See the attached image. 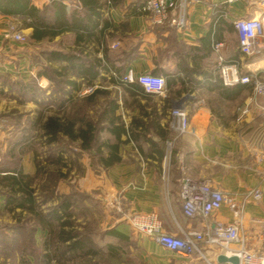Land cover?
Instances as JSON below:
<instances>
[{"label": "crops", "instance_id": "crops-1", "mask_svg": "<svg viewBox=\"0 0 264 264\" xmlns=\"http://www.w3.org/2000/svg\"><path fill=\"white\" fill-rule=\"evenodd\" d=\"M62 1L68 5L77 2ZM136 1L125 0L105 13L114 27H119L123 22L128 24V30L122 37L112 40L107 36L106 39L112 54L114 46H121L120 54L125 57L124 75L129 72L134 75L155 73L166 77L172 73L185 78L186 69H195V72L190 78L189 89H184L178 80L172 87L167 86L163 95L154 94L150 99L129 94L112 81V72L101 73L94 86L106 92L97 95L96 101L105 102L106 107L114 101L117 105L115 115L120 116L126 126L134 118L143 121L149 118L153 123L145 129L134 128L142 136L136 142L129 140L121 143V160L109 168H105L96 156L100 167L99 183L105 194L122 196L126 214L156 213L163 230L170 234L203 230L207 225L215 227L221 222L234 224L246 235L250 247L258 246L256 236L260 227L254 219L264 217V96L256 95L253 87H248L236 98L226 99L217 90L208 88L207 79L202 73L211 72L219 66L221 54L227 60L238 62L242 73L254 72L264 79V50L254 55H244L240 51L239 33L234 25V21L242 17H261L264 22V4L261 0H238L234 3L227 0H191L186 26L181 28L172 23H154L149 14L136 11ZM33 2L44 8L51 0ZM221 18L226 24L219 25ZM13 21L19 23V31L29 39L33 31L31 27H21L20 17L0 13L2 55L13 54L19 44L11 32ZM210 30L212 51L208 56H203L195 48L201 47L202 38ZM63 38L73 40V34L62 33L42 42L51 45L47 51H67L70 48L61 45ZM56 43L58 45L54 46ZM216 44H221L218 49L215 48ZM90 49L93 55L102 57V46L92 44ZM72 79L80 81L75 76ZM84 87L80 91L73 90V100L83 95ZM67 89H70L69 85ZM70 96L67 93L65 97ZM174 106L186 109L190 130L174 143V157L172 151L170 158H167V142L171 136L167 125ZM244 110L247 112L243 113ZM108 134L113 140V135L109 131ZM122 139L126 140L127 136L123 135ZM105 152L108 155L107 150ZM165 167L168 168V182L163 177ZM184 177L209 180L215 188L236 195L238 199L257 185L262 194L259 199L250 197L251 202L245 207L241 222L227 204L208 219L202 216L190 218L183 213L179 193ZM0 204L4 206V197L0 198ZM114 227L129 228L130 237L122 242L125 251L123 264H208V261L217 263L222 253L219 246L204 243L205 257L198 252L181 256L148 235L132 231L125 219H115L108 228Z\"/></svg>", "mask_w": 264, "mask_h": 264}, {"label": "trees", "instance_id": "trees-1", "mask_svg": "<svg viewBox=\"0 0 264 264\" xmlns=\"http://www.w3.org/2000/svg\"><path fill=\"white\" fill-rule=\"evenodd\" d=\"M124 2L125 0H77L75 4L68 5L62 0H51V3L41 8L34 4L33 0H0V13L20 17L21 27H31L33 29L30 35V39L33 41L51 39L66 32L73 34V47L69 50L52 49L46 51L47 60L50 64H53V75L50 76L46 72L39 73V76L46 75L49 79L58 80L57 82L60 83L63 94L65 96L67 93L71 95L70 97H64L65 99H63L60 108L65 105V100L73 99V90L80 91L83 85L94 86L95 81L101 77V73L106 71L112 72V81L125 88L129 94L141 95L150 99V96L154 94L146 92L138 82L124 81V63L120 64L118 57L114 56L107 46V36L112 40L122 37L124 32L128 30V24L123 22L119 27H114L105 16L106 10L120 6ZM221 24H226V21L222 18L219 20V25ZM221 28L224 27L221 26ZM215 36H217V33ZM201 42V47L195 48V51L200 52L203 56H208L212 51V30L202 38ZM92 44L102 46V57L93 55L90 49ZM194 72L195 69H186L185 78L168 73L165 77L167 86L172 87L179 80L182 82L184 89H189L190 78ZM202 74L207 79L208 88L217 90L226 99H234L244 89L253 87L252 84L243 83L226 85L219 66H216L211 72ZM73 76L80 79V81L72 79ZM68 85L70 89H67ZM105 92L101 87H96L80 98L94 101L97 95ZM116 109L117 105L114 101L110 102L108 107H105L102 116L105 117L107 125L100 128H97L94 121L85 120L84 117H64L59 112L45 115L44 111L39 113L33 124L34 128H37L49 143H56L63 136L68 137L72 142L78 141L80 142V150L85 152L94 150L103 166L109 168L121 160L119 155V145L121 143L129 140L136 142L142 136L134 128L142 127L145 129L153 123L149 118L147 121L134 118L131 124L126 126L122 118L115 115ZM100 122H103V120ZM167 127L171 133L169 138L171 140L175 133L170 129L169 124ZM103 128L113 135V140L108 138L100 142L98 132ZM123 135L127 136L126 140L122 139ZM106 150L108 155H106ZM174 154L175 151H173V157ZM62 158L63 155L61 154L59 161ZM35 179L36 175L26 173L21 165L15 163L13 165H0V193L4 196L5 209L12 213L20 209V213H26L39 219L43 228L47 230L48 236H56L58 241L64 245V248L59 249L58 247L57 250L54 249L52 252L50 251L51 241L47 238L45 247L48 252L46 251L44 256L46 264H66L64 262L68 260L66 258L67 254L71 256L70 259L79 258L84 260L82 264H100L97 259L100 256L99 247L89 239L86 233L74 231L73 223L70 221L71 213L69 210L72 203L69 201V197L64 196V199L58 205L44 213L40 208L34 187ZM55 222L59 224V231L56 235ZM128 229L127 227H114L105 229L103 232L107 239L105 247L107 255L112 261L111 264H123V253L125 251L122 242L130 237ZM132 231H134L133 228Z\"/></svg>", "mask_w": 264, "mask_h": 264}, {"label": "rangeland", "instance_id": "rangeland-1", "mask_svg": "<svg viewBox=\"0 0 264 264\" xmlns=\"http://www.w3.org/2000/svg\"><path fill=\"white\" fill-rule=\"evenodd\" d=\"M18 26L19 23L13 21V34L21 33ZM15 41L19 44L13 54H0V165L15 163L26 173L36 175L34 187L44 213L58 205L64 196L69 197L74 231L86 233L99 247L97 259L100 264H111L103 232L115 219L127 221L124 199L120 194L110 196L103 191L98 178L99 160L94 150L82 151L80 142H72L65 136L56 143H49L33 124L44 111L45 115L59 112L64 117H84L94 121L97 128L105 127L107 124L102 115L106 103L77 98L65 100V105L60 108L65 99L60 83L46 75L39 76V73L46 72L50 76L54 73L53 64L46 57L51 45L28 37L24 41ZM61 45L71 48L72 39L63 38ZM120 47L114 46L113 55L122 64L125 57L120 54ZM84 86L85 89L96 88ZM98 136L100 142L110 138L104 128L99 130ZM61 154L63 158L59 161ZM257 186L254 189H258ZM248 193L239 199L245 207L251 202ZM54 227L56 235L59 224L55 222ZM47 238L52 244L50 251L64 248L56 236H48L39 219L20 213V209L9 212L0 204V264H46ZM69 257L67 254L68 260L63 262L82 264L84 261Z\"/></svg>", "mask_w": 264, "mask_h": 264}, {"label": "built area", "instance_id": "built-area-1", "mask_svg": "<svg viewBox=\"0 0 264 264\" xmlns=\"http://www.w3.org/2000/svg\"><path fill=\"white\" fill-rule=\"evenodd\" d=\"M191 0H137L134 3L136 11L147 13L152 21L158 24L172 23L184 28L187 22V11ZM238 0H227L234 3ZM264 4V0H261ZM239 33L240 49L246 55H254L264 50V22L261 17H242L234 21ZM13 38L18 41L26 40L22 33H14ZM221 44H216L218 49ZM219 67L221 76L226 85L236 83L252 84L256 95L264 96V79L256 73H242L239 63L227 60L219 54ZM125 82H138L146 92L163 95L167 90V80L163 75L141 73L134 75L126 73L123 77ZM93 90L88 87L82 93ZM244 110L243 113H246ZM169 127L175 136L167 142V158H170L174 143L178 138L190 130V119L185 108L174 106L170 111ZM165 182H168V168L165 167L163 174ZM183 211L187 217L202 216L205 219L211 217L224 204L229 205L237 220L241 222L245 206L236 195L226 193L215 188L209 180H199L192 177H184L180 186ZM262 191L254 189L249 191L248 197L259 199ZM126 220L133 230L139 234L148 235L161 246L181 256H190L198 252L205 257L203 244L217 245L222 253L228 256H237L239 264H264V217L255 218L254 221L260 227L256 236L258 246L250 247L247 237L241 233L237 226L225 225L221 222L215 227L206 226L203 230L182 231L180 235L170 234L163 230L161 220L156 213L134 212L124 213ZM208 264H231L215 263Z\"/></svg>", "mask_w": 264, "mask_h": 264}, {"label": "water", "instance_id": "water-1", "mask_svg": "<svg viewBox=\"0 0 264 264\" xmlns=\"http://www.w3.org/2000/svg\"><path fill=\"white\" fill-rule=\"evenodd\" d=\"M218 263H231V264H239V258L237 256H228L225 253H221L218 257Z\"/></svg>", "mask_w": 264, "mask_h": 264}]
</instances>
